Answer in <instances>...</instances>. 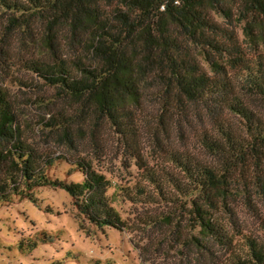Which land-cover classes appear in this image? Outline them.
Masks as SVG:
<instances>
[{
  "label": "trees",
  "instance_id": "16d2710c",
  "mask_svg": "<svg viewBox=\"0 0 264 264\" xmlns=\"http://www.w3.org/2000/svg\"><path fill=\"white\" fill-rule=\"evenodd\" d=\"M0 28L1 66L11 61L52 89V106L77 108L75 116L60 112L45 123V138L68 148L88 138L102 151L101 129L109 126L124 142L123 156L141 171L137 192L124 196L167 207L140 222L164 235L157 245L180 246L214 264L218 252L229 255L228 264H264V242L243 235L236 220L239 204L255 213L257 201L264 203V0H0ZM15 39L20 51L10 57ZM3 84L0 207L15 198L38 203L37 188H63L83 221L131 230L113 206L110 180L92 161L74 163L82 182L49 177L48 168L65 157L53 158L26 135ZM185 128L197 154L170 146L172 131L182 140ZM141 130L152 135L167 168L145 162L136 144ZM258 218L264 229V215Z\"/></svg>",
  "mask_w": 264,
  "mask_h": 264
},
{
  "label": "rangeland",
  "instance_id": "374dc122",
  "mask_svg": "<svg viewBox=\"0 0 264 264\" xmlns=\"http://www.w3.org/2000/svg\"><path fill=\"white\" fill-rule=\"evenodd\" d=\"M3 32L0 28V40L5 39ZM14 41L19 43L16 39ZM20 47L19 44L17 48L14 47L10 57L20 51ZM10 63L8 61V65L3 67L0 63V82L13 93L17 101L26 126V135L53 158L65 157L56 159L48 168L49 177L67 183L82 182L84 175L76 169L74 163L78 158L92 161L93 167L110 180L112 187L109 196L113 206L132 229H98L83 221L73 198L65 189L51 186L37 188L35 197L38 203L28 198H15L11 204L0 207V264H53L56 261H62L63 264H95L97 261L111 264H214L211 258L198 261L195 252L183 250L180 246L172 249L168 243L157 245L164 235L161 236V232L154 228L144 230L140 222L150 213L161 212L167 207L164 204L149 206L136 203L134 199L124 196V190L133 194L137 192L141 171L133 159L123 156L124 142L118 139L109 126L101 129L100 134L106 146L102 151H97L88 138L85 141L78 138V146L75 148L63 146L64 143H58L54 138H45V123L54 115L59 117L60 112L75 116L77 108L64 101L52 106L51 99H46V96L53 94L52 89L35 80L32 74L12 69ZM14 78L26 79L28 86H19ZM86 134H89L88 129ZM184 135L185 138L180 140V133L172 131L171 139L175 141L170 146L183 149L188 147L196 153L193 132L185 128ZM136 144L148 165L168 167L161 149H158L147 130H141ZM147 190L152 191L149 186ZM257 208L254 213L252 209L239 204L236 207V220L242 226L243 235H251L264 242V229L258 218L264 215L263 200L257 201ZM44 233L51 235L53 239L43 241ZM31 241L38 242V246L30 249ZM243 244L242 237H238L237 249L243 248ZM218 255V264L229 263L227 253L218 252Z\"/></svg>",
  "mask_w": 264,
  "mask_h": 264
}]
</instances>
